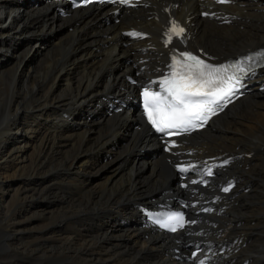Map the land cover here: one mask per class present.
I'll return each mask as SVG.
<instances>
[{
  "label": "bare ground",
  "instance_id": "bare-ground-1",
  "mask_svg": "<svg viewBox=\"0 0 264 264\" xmlns=\"http://www.w3.org/2000/svg\"><path fill=\"white\" fill-rule=\"evenodd\" d=\"M167 4L153 1L116 22L104 18L110 8L63 16V0H0V264H176L174 251L188 253L183 240L194 238L207 242L211 264H264V70L254 77L261 83L180 147L195 159L251 153L233 155L211 180L235 186L194 216L198 234L171 237L138 207L188 194L167 161L174 157L141 125L131 104L137 88L126 81L135 71L153 75L165 59L169 15L187 24L189 45L218 61L264 44V0ZM200 6L231 17L201 18ZM130 26L150 37L128 43L121 33ZM40 42L45 51L31 56ZM119 97L130 98L126 107L109 110Z\"/></svg>",
  "mask_w": 264,
  "mask_h": 264
},
{
  "label": "snow or ice",
  "instance_id": "snow-or-ice-1",
  "mask_svg": "<svg viewBox=\"0 0 264 264\" xmlns=\"http://www.w3.org/2000/svg\"><path fill=\"white\" fill-rule=\"evenodd\" d=\"M127 2V0H124ZM220 2H227V0H220ZM173 31H177L176 27H173ZM184 31L183 28H179L177 34L179 35ZM184 55L189 56L191 60L194 61V65H188L189 68V78L192 79L191 73L192 70H196V80H193V83H196L197 80L201 84V86L207 85L209 87H213L215 85L216 80H223L219 73H226L229 67L235 68L239 72L245 71L243 67H241L242 61H237L233 65H220L213 66L207 65L205 62L198 57L191 56V54L185 53ZM261 57H264V52L259 53ZM246 60H252V56H248L245 58ZM229 80L232 77H228ZM167 83V81H165ZM236 83H239V80H236ZM232 89L229 88L227 93L223 95H227L231 93ZM145 95H153L151 93L145 92ZM158 99L160 104L165 105L170 110V117L168 119L162 120L159 123L153 118L151 112H149L148 118L153 125H155L160 132H164L169 128H180L183 127L185 131L188 130V127H195L196 125L193 123V117L196 119H200L203 111L207 108V111L211 112V105L215 104L217 100L222 99V95H217L215 90L207 91L201 90L200 88H195L190 90L189 85H184L182 88L171 95L174 97L172 101H168L167 97L160 98L159 93L154 94ZM200 97H209V99H196ZM214 97V98H213ZM147 107V106H146ZM198 108L201 109L200 112H193L190 109ZM159 110V106L157 108ZM206 119V117H204ZM171 134V133H170ZM228 189H225L227 191ZM167 226V225H165ZM175 231V228L172 229Z\"/></svg>",
  "mask_w": 264,
  "mask_h": 264
},
{
  "label": "rangeland",
  "instance_id": "rangeland-1",
  "mask_svg": "<svg viewBox=\"0 0 264 264\" xmlns=\"http://www.w3.org/2000/svg\"><path fill=\"white\" fill-rule=\"evenodd\" d=\"M30 2V1H29ZM97 25V24H96ZM68 27L70 26V25H67ZM49 38L48 39H46L45 41H47L48 43H49ZM44 41V40H43ZM41 43V42H40ZM46 47H47V44H42L41 43V47H38V49L37 50H35V54L36 55H31V56H39V55H41L44 51H45V49H46ZM28 60H29V57L25 60V65L27 64V62H28ZM125 136H128V134L127 135H125ZM143 152V155L144 156H149V155H151L152 153L150 152V151H142ZM108 157V156H107ZM103 160L104 161H106V159H105V155H104V157H103Z\"/></svg>",
  "mask_w": 264,
  "mask_h": 264
}]
</instances>
